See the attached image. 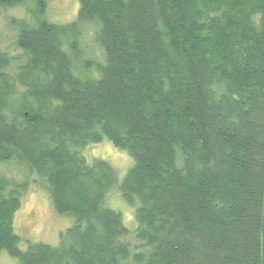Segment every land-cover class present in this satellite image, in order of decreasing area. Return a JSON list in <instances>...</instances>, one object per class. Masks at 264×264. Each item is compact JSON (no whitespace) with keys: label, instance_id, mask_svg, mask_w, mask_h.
I'll return each instance as SVG.
<instances>
[{"label":"trees","instance_id":"1","mask_svg":"<svg viewBox=\"0 0 264 264\" xmlns=\"http://www.w3.org/2000/svg\"><path fill=\"white\" fill-rule=\"evenodd\" d=\"M48 7L0 0L25 13L6 18L22 59L0 42V257L264 264V0H79L69 25ZM104 142L133 161L120 184L85 156ZM31 182L75 216L58 246L15 231Z\"/></svg>","mask_w":264,"mask_h":264},{"label":"rangeland","instance_id":"2","mask_svg":"<svg viewBox=\"0 0 264 264\" xmlns=\"http://www.w3.org/2000/svg\"><path fill=\"white\" fill-rule=\"evenodd\" d=\"M48 17L57 25H69L76 21L79 12V0H48ZM23 8L1 9L0 8V42L1 47L16 59H22L21 52L16 50V33L6 22V18H24ZM93 31V30H92ZM86 41H90L86 38ZM91 44V45H90ZM90 49L97 55V46L90 42ZM97 51V52H96ZM89 161L100 160L112 166L117 173L120 184L133 161L125 153L117 150L110 142L91 145L84 151ZM119 193L111 194L109 198L110 208L123 214L126 226L132 230L136 222L134 210L127 206ZM73 214H57L49 200L47 192L38 184H31L21 196V209L15 216V231L24 242L44 243L50 246H58L61 241V233L75 225ZM26 247L25 246L23 248ZM0 264H18V259L11 257L6 251L1 253Z\"/></svg>","mask_w":264,"mask_h":264}]
</instances>
